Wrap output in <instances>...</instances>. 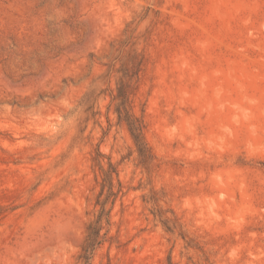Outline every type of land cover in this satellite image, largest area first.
<instances>
[{
  "label": "rangeland",
  "instance_id": "obj_1",
  "mask_svg": "<svg viewBox=\"0 0 264 264\" xmlns=\"http://www.w3.org/2000/svg\"><path fill=\"white\" fill-rule=\"evenodd\" d=\"M98 151L92 264H264V0H0V264H82Z\"/></svg>",
  "mask_w": 264,
  "mask_h": 264
},
{
  "label": "trees",
  "instance_id": "obj_2",
  "mask_svg": "<svg viewBox=\"0 0 264 264\" xmlns=\"http://www.w3.org/2000/svg\"><path fill=\"white\" fill-rule=\"evenodd\" d=\"M122 75L117 83V93L114 99L118 101L116 106V112L121 121H123L138 147L139 154L143 157L144 162L149 157V147L145 141V122L142 117L138 116L134 111L131 104V74L130 68L126 65L120 70ZM89 95V94H88ZM88 97V96H87ZM104 154L100 151L93 157L94 165L98 167L102 172V190L99 194L97 204H99L100 210L96 214L95 218L90 220L86 228V236L81 246V253L79 255V261L82 264H92V257L95 250L104 241L105 236L108 234V229L104 231L106 226L111 225V207L107 206V203H114L117 195L122 192L121 182L118 181L117 187L115 186V176L118 175L116 165L109 160L107 167L103 161ZM105 188L107 189L106 197L100 201V196L104 194ZM171 218L166 217L164 224L169 230H172L169 222Z\"/></svg>",
  "mask_w": 264,
  "mask_h": 264
}]
</instances>
